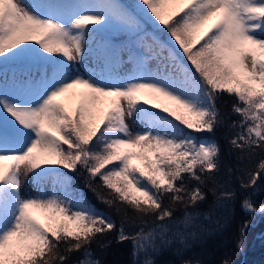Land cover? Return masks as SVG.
<instances>
[{"label":"snow or ice","instance_id":"1","mask_svg":"<svg viewBox=\"0 0 264 264\" xmlns=\"http://www.w3.org/2000/svg\"><path fill=\"white\" fill-rule=\"evenodd\" d=\"M109 30L150 35L155 68L141 58L124 76L77 72L69 62L82 61L89 34ZM26 62L45 66L39 78L24 79L15 94L0 91V264H67L81 250L79 264H98L89 246L115 222L89 206L60 168L85 170L89 190L125 218L119 205L144 222L149 216L164 222L179 206L203 201L200 186L213 182L220 149L180 125L213 133L223 123L217 102L224 94L235 98L232 112L240 117L230 125L238 129L230 144L242 155L264 152V0H138L134 10L120 0H0V65ZM139 93L168 115L141 106ZM161 97L174 107L156 103ZM134 116L141 130L126 122ZM29 174L35 182L54 177L73 199L23 197L20 177ZM262 174L264 159L241 186L256 185ZM97 178L113 199L93 187ZM186 179L197 186L189 188ZM242 207L257 211L247 199ZM36 210L47 224L32 215ZM192 218L185 211L181 222ZM119 238L146 250L153 236L121 229Z\"/></svg>","mask_w":264,"mask_h":264},{"label":"trees","instance_id":"2","mask_svg":"<svg viewBox=\"0 0 264 264\" xmlns=\"http://www.w3.org/2000/svg\"><path fill=\"white\" fill-rule=\"evenodd\" d=\"M134 10L137 0H120ZM145 30L152 32L150 25ZM109 38L115 41L130 42L137 34L118 30L107 31ZM1 67V65H0ZM190 67V65H189ZM235 98L224 94L217 102V107L223 123L218 125L213 133H195L200 138L215 141L220 149L218 157L219 170L210 175L214 180L207 187L201 185L205 199L190 205L187 209L179 206L174 211L173 219L164 222L156 221L151 216L146 222L137 219V213L126 205H119L127 211V218L116 211V207H109L101 203L97 196L86 186L88 174L85 170L69 172L60 168L72 181V186L85 199L89 206L102 215H107L115 222V229L97 235L89 246L92 261L98 264H139L134 260V248L131 240L121 241L120 230L134 234L141 230L145 234L161 224L174 225L180 221L185 211L198 217L189 228V235L178 240L170 247L160 248L150 257V264H264V214L259 209L264 205V174L257 180L256 185L242 187L249 181V172L257 170L258 163L264 159V152L257 150L253 154L243 155L235 149L230 140L235 137L238 129L230 125L240 117L232 112ZM167 116V115H166ZM186 133L185 127H181ZM112 167V166H109ZM187 186L194 188L197 182L187 180ZM93 187L106 199H113L114 193L103 187L99 179L93 181ZM232 193L230 199L221 196V193ZM71 195L74 193L70 191ZM249 200L256 212H248L242 207L245 200ZM166 206H171L165 198ZM245 225H247L245 227ZM241 240L243 243L241 244ZM83 250L68 255L67 264H77L83 259Z\"/></svg>","mask_w":264,"mask_h":264},{"label":"rangeland","instance_id":"3","mask_svg":"<svg viewBox=\"0 0 264 264\" xmlns=\"http://www.w3.org/2000/svg\"><path fill=\"white\" fill-rule=\"evenodd\" d=\"M49 2V0H28L29 4H44ZM138 3V0H137ZM136 3V5H137ZM89 27H99L98 25L93 26L89 25ZM162 27V26H161ZM113 31V30H109ZM115 30L113 32H117ZM145 33H151L149 30H145ZM145 33L137 34L131 40V43L123 42V41H113L109 38V33L100 32V33H91L87 37V43L85 44V54L83 56L82 61H71L69 63L75 66V70L77 72H81L83 74H88L91 72L104 73L112 75H120L124 76L132 73L138 62L141 58H148V66L150 68H155L156 61L151 59L156 49L152 47L153 42L151 40V36ZM109 35V36H108ZM143 35L144 39L141 40L140 36ZM33 45H35V41H30ZM38 47V45H36ZM151 49V50H150ZM106 53L108 54L106 56ZM44 55H50L45 53ZM58 55V54H57ZM45 66L41 62H26L23 65H14L9 64L7 66L1 65L0 67V91H5L9 95L15 94L21 83L24 79L35 80L39 78L41 70ZM74 91L80 92L81 89H75ZM138 99L140 101L141 106L149 108L151 111L159 112L161 115H168L167 113L160 112L159 108H151V104H144V100L149 98V94L147 93H139ZM26 99H34V96L25 97ZM61 102L65 101V97L58 98ZM164 106L174 107L170 101L164 100L162 97L155 101ZM169 119H174L173 117H168ZM136 117H131L127 119V123L130 126V129L133 131L141 130L142 125L137 122H134ZM175 123H179L178 121H174ZM180 127H184L180 125ZM186 133H190L191 135H195V132L187 129ZM205 141V138H201ZM135 164H139L140 161H133ZM45 167H52L45 165ZM21 188L20 192L23 197H36L40 195L46 196H61L71 201L74 196L71 195L70 191L65 192L58 185L55 184L54 177H47L43 181L35 182L31 174L28 176L21 175ZM32 215L41 221V223H48V220L45 214L41 213L39 210H36L32 213ZM180 221L175 223L174 225L169 224H161L163 225L166 231L162 232L161 225L152 229L149 233L153 236V239L149 242L146 241V250H135L134 249V260L139 264H150L149 257L160 248L170 247L173 243L178 240L185 239L189 233V228L198 221V217L192 215V220L189 223H182V218ZM163 237V238H162ZM154 244V247H153ZM134 248V246H133ZM85 256H83V259ZM91 259V257H90ZM92 260V259H91ZM79 264V262L77 263Z\"/></svg>","mask_w":264,"mask_h":264},{"label":"water","instance_id":"4","mask_svg":"<svg viewBox=\"0 0 264 264\" xmlns=\"http://www.w3.org/2000/svg\"><path fill=\"white\" fill-rule=\"evenodd\" d=\"M262 214V213H261Z\"/></svg>","mask_w":264,"mask_h":264}]
</instances>
